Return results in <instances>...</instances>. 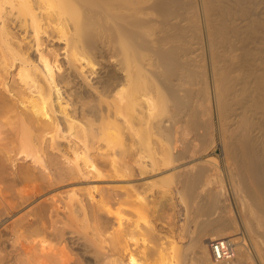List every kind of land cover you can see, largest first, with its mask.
<instances>
[{
	"label": "bare ground",
	"instance_id": "6f19581e",
	"mask_svg": "<svg viewBox=\"0 0 264 264\" xmlns=\"http://www.w3.org/2000/svg\"><path fill=\"white\" fill-rule=\"evenodd\" d=\"M254 2L0 0V264H264V18ZM213 142L238 220L210 185L214 162L200 150ZM97 177L122 192L80 187ZM166 178L184 196L191 242L164 244L156 224L107 206ZM153 198L157 214L173 208L172 192ZM240 226L247 240H234ZM228 231L233 256L214 261L206 239Z\"/></svg>",
	"mask_w": 264,
	"mask_h": 264
},
{
	"label": "rangeland",
	"instance_id": "374dc122",
	"mask_svg": "<svg viewBox=\"0 0 264 264\" xmlns=\"http://www.w3.org/2000/svg\"><path fill=\"white\" fill-rule=\"evenodd\" d=\"M255 2H256V5L254 4L253 6L255 7H252L251 8V11H252V13H253V17L255 18V19H262V18H264V0H255ZM254 2V3H255ZM258 2H260V3H258ZM258 3V4H257ZM259 10V11H258ZM255 11V12H254ZM255 13V14H254ZM257 13V14H256ZM259 13V14H258ZM261 15V16H260ZM251 16V18H253ZM258 18H257V17ZM262 17V18H261ZM249 18H250V16H249ZM237 19L238 20H241L240 22H243V21H245V20H247L248 18H244L243 19V16L241 17V16H239V17H237ZM237 20V21H238ZM239 22V21H238ZM205 116H203V115H200V118H204ZM215 138H216V136H215ZM217 141V140H216ZM215 142V141H214ZM212 143V145L211 144H207L206 143V146L208 145V147H206L205 149H204V151H203V149L202 150H200V151H202L201 153L202 154H204L203 156H202V159H207L208 157V159H210L211 161H209V165L212 163V162H214L212 165V167H211V170H210V173L212 172V174H209V176L208 177H211L212 179H210L211 181L210 182H212V183H210V185L212 186V185H221L222 187H221V189H222V191L223 192H226V194H228V196H229V198H230V201H231V206H232V208H231V214H233L234 215V217L238 220V215L236 214V209H235V206H234V204L232 203V199H233V195H234V192H235V190H234V188H233V184H231V182L229 181V180H231L232 181V178L230 179V170H229V174H227L228 173V170L226 169L225 170V168L227 167L228 168V165H224L226 162H227V160H225V158H224V156H222V152H221V147H220V145L218 144V143ZM209 143V142H208ZM215 145V146H214ZM119 148H121L120 146H118ZM119 148H117V149H119ZM124 148V147H123ZM203 148H204V146H203ZM123 151H121V153H122ZM126 152H128V150L126 151V149H125V151H124V156H122V154L120 155L121 157H126L127 156V154L128 153H126ZM126 153V154H125ZM222 157V158H221ZM224 158V159H223ZM213 159V160H212ZM225 161V163L223 164V162ZM228 160H230V159H228ZM231 161V160H230ZM17 162H21V161H17ZM211 162V163H210ZM216 163V164H215ZM226 164H228V162L226 163ZM218 166V167H217ZM213 168L215 169V170H213ZM214 173V174H213ZM228 175V176H227ZM232 176V175H231ZM173 178V177H172ZM172 178H170V179H163V180H160V181H158V182H154V183H151V184H149L148 186L146 185V186H144V188H146V189H144L145 191H143V188L141 187V188H139L140 189V191H139V193L137 194V197H136V195L134 196L135 197V199H133V203H132V201L130 200V203H132L133 204V206L130 204H127L128 202H123V203H119V200L118 201H116L115 200V198L114 199H111L108 203H107V206H109L108 208L110 209V211H114V212H116L117 210H119V211H121V213H122V216L123 217H125V218H123V219H125V220H127L129 217H130V219H137V221L142 225L143 224V226L145 225V226H149L150 224H156V226L158 227V229H159V234H160V236L162 237V240L165 242L164 244H166V243H168L169 241L171 242V241H174L173 239H175V240H180V238H182V232L183 231H185V228H187V225H188V222L187 221H184L185 220V218H186V216L185 215H187V213H186V211H184L185 209H184V200L182 199V197H184L183 195H181L182 197H180V195L179 194H175V193H173V189H174V186H175V182H174V179H172ZM237 178V177H236ZM91 179H96V180H94L93 182L92 181H90V182H83L82 184H80V187H87L88 185H96V187L98 188V189H102V191H107L108 193H112V190L110 189L111 187H115V188H117L118 189V185H123V184H125V183H123V182H120V181H117V180H110L109 178H107V177H97V178H91ZM117 179V178H116ZM234 179V178H233ZM217 180V182H215V181ZM88 181V180H87ZM215 182V184H214V182ZM173 182V183H172ZM117 185V186H116ZM209 185V186H210ZM210 186V187H211ZM151 188V189H150ZM233 190H232V189ZM110 189V190H109ZM116 189V190H117ZM115 190V191H116ZM120 190H122V189H120ZM168 190V191H167ZM165 192L166 194H169V193H171L172 192V195H173V203H172V206H173V208L172 207H165L164 208V210L162 209V213H161V210H160V213L161 214H163V215H161L160 216V213H158L157 214V211H154L152 208H151V200H152V198L158 193V192ZM233 191V192H232ZM83 192H85V190H83ZM117 192H122V191H119V189H118V191ZM142 192V193H141ZM175 194V195H174ZM138 195H140V196H138ZM84 196H85V206L86 207H89V204H91L92 203V201H90L89 199H87L88 197H87V194L86 193H84ZM98 197H99V194H96V199L95 200H97L98 199ZM117 197V196H116ZM133 197V198H134ZM118 198H120V197H118ZM137 198V199H136ZM132 199V198H131ZM154 199V198H153ZM181 199V200H180ZM121 202V201H120ZM125 203V204H124ZM150 207H149V206ZM134 207H139V208H141V209H139L138 211H139V213H136L135 212V209H134ZM105 208H107L106 207V205H105ZM121 210H120V209ZM117 209V210H116ZM164 212V213H163ZM120 213V214H121ZM165 213H167V214H165ZM136 214H138V215H136ZM156 215H158V216H156ZM165 216V217H164ZM166 216H167V218H166ZM128 217V218H127ZM131 217H134V218H131ZM139 218V219H138ZM164 219V220H163ZM166 219H167V221H166ZM172 220V221H171ZM112 221V219H110V217H107V222H111ZM171 221V223H169ZM166 222V223H165ZM187 222V223H186ZM185 223V224H184ZM238 224H239V222H238ZM184 225V226H183ZM239 233L237 232V233H235V235H236V237L234 238V240H239L240 238H242V236H243V238L245 239V240H247V238H246V234H245V232H243L244 230H243V227L242 226H240L239 227ZM229 232V233H228ZM228 232H226L227 234H228V236H226V238H232V237H234L233 235H234V232L232 231V233H230L231 231H228ZM243 233V234H242ZM190 234H191V232H190ZM193 234V233H192ZM191 234V235H192ZM233 234V235H232ZM245 235V236H244ZM188 238H190V240H191V237H190V235H186V236H184L183 238H182V241L183 242H186L187 243V241L188 242H191L190 240H188ZM207 241H206V244L209 246L208 247V249H209V254H210V257L212 256V254H211V249H210V239L208 238V239H206ZM154 240H152V238H147V240L145 241L146 242V244L148 245V246H152L153 245V242ZM169 242V243H170ZM168 245V244H167ZM191 247H194V246H191ZM190 250L191 251H193V249H191L190 248ZM212 259H214L213 257H211ZM210 258V259H211ZM211 259V260H212ZM194 261V262H193ZM191 260V264L193 263V264H206L207 262L206 261H204V262H202V261H198L197 260V262H196V260ZM214 261H216V260H214ZM196 262V263H195ZM206 262V263H205ZM208 264V263H207Z\"/></svg>",
	"mask_w": 264,
	"mask_h": 264
},
{
	"label": "built area",
	"instance_id": "2783aa9c",
	"mask_svg": "<svg viewBox=\"0 0 264 264\" xmlns=\"http://www.w3.org/2000/svg\"><path fill=\"white\" fill-rule=\"evenodd\" d=\"M210 249L215 260H228L233 256L232 244L226 237L210 241Z\"/></svg>",
	"mask_w": 264,
	"mask_h": 264
}]
</instances>
